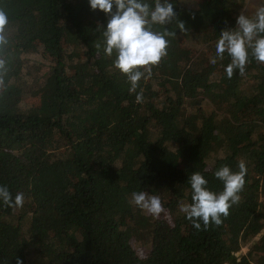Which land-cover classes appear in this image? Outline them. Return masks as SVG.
<instances>
[{
	"label": "trees",
	"instance_id": "obj_1",
	"mask_svg": "<svg viewBox=\"0 0 264 264\" xmlns=\"http://www.w3.org/2000/svg\"><path fill=\"white\" fill-rule=\"evenodd\" d=\"M170 2L185 31L176 19L153 25L175 36L137 103L115 51L95 47L108 17L88 0H0V186L25 196L16 209L0 200V264H264V63L250 54L231 78L227 53L210 63L245 1ZM42 53L53 61L33 106L22 75ZM241 160L239 202L220 225L195 229L178 207L191 203L188 177L200 172L219 193L214 172H238ZM144 190L163 198L166 217L129 203Z\"/></svg>",
	"mask_w": 264,
	"mask_h": 264
},
{
	"label": "clouds",
	"instance_id": "obj_2",
	"mask_svg": "<svg viewBox=\"0 0 264 264\" xmlns=\"http://www.w3.org/2000/svg\"><path fill=\"white\" fill-rule=\"evenodd\" d=\"M88 5L91 10H99L108 17L102 32L103 45L97 42L95 47L97 50L103 48L108 56L115 51L114 68L127 76L129 92L136 93L137 103L142 102L143 90L137 92L139 81L149 78L150 66L158 64L167 54L166 37L175 36V32L167 28L162 32L153 31V25H168L176 19L177 28L185 31V23L177 19L170 0H154V7L146 0H88ZM6 23V14L0 11V44L6 43L3 36ZM225 53L231 58L224 69L228 78L237 70L244 74L250 54L256 61L264 63V6L258 7L251 16L241 11L236 18V27L219 33L216 55L210 58V63L215 65ZM2 66L3 61H0ZM2 83L0 80V85ZM238 168V172H233L224 165L214 172V176L223 183V190L219 193L209 190L208 181L200 172H193L188 177L192 190L191 203L181 201L178 207L195 229H201L198 221H202L205 229L210 222L220 225L221 217H227L232 205L239 202L247 172L244 160L239 162ZM0 200L7 207L16 209L23 207L25 196L23 192H18L13 199L8 188L0 186ZM129 203L154 217L168 213L160 195L149 194L145 190L133 191ZM16 264H22V261L17 259Z\"/></svg>",
	"mask_w": 264,
	"mask_h": 264
},
{
	"label": "rangeland",
	"instance_id": "obj_3",
	"mask_svg": "<svg viewBox=\"0 0 264 264\" xmlns=\"http://www.w3.org/2000/svg\"><path fill=\"white\" fill-rule=\"evenodd\" d=\"M192 1L202 2L205 0H192ZM244 1H245V7H244L243 11L247 12V13H251L259 5L258 0H244ZM180 45L183 49L187 48L185 46V44L183 43V40H181V39H180ZM192 51H193V49H192ZM25 61H26L25 62V71H24V74L22 75V78H23L22 84L24 86L23 90L27 94L23 100L25 103L31 104L33 106H37L38 105V99H37V97L32 96L31 93H32V91L36 90L38 88V85L44 81L46 74L50 71L48 63L49 64L52 63L53 60L48 55H45L42 53V55H40V58L27 57V59H25ZM160 194L163 195V192ZM163 202H165V201H163ZM162 214L165 217L167 216V214H164V213H162ZM262 234H263V232L261 234L255 236L251 240H249L245 245H243L242 249L237 254V256L244 255L250 247H252L255 243H257L259 241ZM137 252L139 255L141 254V251L138 249H137Z\"/></svg>",
	"mask_w": 264,
	"mask_h": 264
}]
</instances>
